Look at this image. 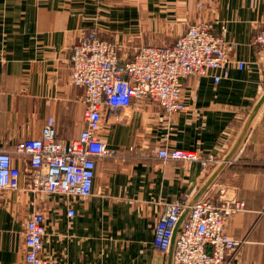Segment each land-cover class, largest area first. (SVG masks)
<instances>
[{
    "label": "crops",
    "instance_id": "0c3cea01",
    "mask_svg": "<svg viewBox=\"0 0 264 264\" xmlns=\"http://www.w3.org/2000/svg\"><path fill=\"white\" fill-rule=\"evenodd\" d=\"M201 20L226 28L228 77L183 78L185 109L172 114L151 99L131 105L121 120L105 111L99 134L117 156L96 159L90 196L29 190L28 156L11 153L21 176L18 189L0 192V264H23V230L34 210L46 215L48 264H167V252L152 245L157 219L174 199L194 198L264 92V48L253 42L264 25V0H0V143L9 149L38 137L49 116L58 138L78 136L84 90L68 72L81 30L97 27L125 60L139 44H170ZM161 145L198 149L218 162L202 168L164 160L151 151ZM202 197L245 202L225 222L228 235L244 240L229 264H264V102Z\"/></svg>",
    "mask_w": 264,
    "mask_h": 264
},
{
    "label": "built area",
    "instance_id": "2783aa9c",
    "mask_svg": "<svg viewBox=\"0 0 264 264\" xmlns=\"http://www.w3.org/2000/svg\"><path fill=\"white\" fill-rule=\"evenodd\" d=\"M225 26L215 31L214 23L198 21L171 44L143 45L134 54L121 60L118 46L100 37L94 29L82 30L71 47L69 82L84 90L83 127L70 141L58 138L55 118L49 116L38 137L18 140L12 149L0 143V192L20 186L21 170L13 164L12 152L28 156L31 169L29 190L37 193L60 194L86 198L92 194L96 176V159L116 157L117 152L100 136L104 112L122 119L131 105L154 100L166 114L185 109L182 79L212 72L215 82L229 75L233 63ZM253 42L264 48V25L257 30ZM243 69V61H235ZM164 160L185 164L198 161L202 168L218 162L213 154L202 155L198 149L161 145L151 149ZM187 196L166 205L156 221L153 233L154 250L166 253L174 226L187 207ZM241 199L214 201L198 199L190 206L178 231L171 264H229V257L244 242L225 232V222L232 214L244 211ZM68 216L75 212L70 207ZM46 234L44 211H33L23 230V264H48L42 256Z\"/></svg>",
    "mask_w": 264,
    "mask_h": 264
},
{
    "label": "water",
    "instance_id": "95a60500",
    "mask_svg": "<svg viewBox=\"0 0 264 264\" xmlns=\"http://www.w3.org/2000/svg\"><path fill=\"white\" fill-rule=\"evenodd\" d=\"M263 102H264V92L262 93L260 98L257 100L256 104L254 105V107L250 111L247 119L245 120L243 126L241 127V129L239 131V134H238V136H237L232 148L229 150L227 155L220 161V163L216 166V168L210 174V176L208 177L206 182L203 184V186L200 188L198 193L194 196V198H192V200H189L187 207L180 214V216H179V218H178V220H177V222H176V224L174 226L173 234H172V237H171V242H170V245H169V249L167 251V254H168L167 264H171L176 237H177L178 231L180 230L182 221L186 218V216H187V214L189 212L190 206L192 204H194L198 199L201 198V196L205 193V191L207 190L209 185L213 182V180L215 179L217 174L220 172V170L232 158L233 154L239 148V145L241 144V142H242V140H243L248 128L250 127L253 118L255 117L256 113L258 112V109L260 108V106H261V104Z\"/></svg>",
    "mask_w": 264,
    "mask_h": 264
},
{
    "label": "rangeland",
    "instance_id": "374dc122",
    "mask_svg": "<svg viewBox=\"0 0 264 264\" xmlns=\"http://www.w3.org/2000/svg\"><path fill=\"white\" fill-rule=\"evenodd\" d=\"M201 21H205V20H201ZM207 22H211V21H207ZM212 23H213V22H212ZM86 29H88V28H86ZM89 29H94V30H96L97 33L100 35V37H102V35L100 34V32H99V30H98L97 27H90ZM259 29H260V28H259ZM259 29H258V30H259ZM83 30H84V29H83ZM185 30H186V29H185ZM81 32H82V30H81ZM80 34H81V33H80ZM180 35H181V34H180ZM180 35H179V36H180ZM79 36H80V35H79ZM177 37H178V36H177ZM78 38H79V37H78ZM102 38H104V37H102ZM105 39H106V38H105ZM175 39H176V38H175ZM175 39H174V40H175ZM77 40H78V39H77ZM108 40H109V39H108ZM174 40H173V41H174ZM110 41H111V40H110ZM173 41H172V42H173ZM112 42H113V41H112ZM170 44H171V43H170ZM139 45H140V46H143V45H146V44H139ZM149 45H151V44H149ZM117 46H118V45H117ZM130 57H131V56H130ZM130 57H128V58H130ZM128 58H127V59H128ZM125 60H126V59H125ZM202 155H203V154H202ZM205 155H207V154H205ZM211 165H213V164H209V165H208L207 167H205V168H209V166H211ZM42 194H45V193H42ZM34 211H35V210H34ZM32 212H33V211H32ZM32 212H31V213H32ZM238 249H239V248H238Z\"/></svg>",
    "mask_w": 264,
    "mask_h": 264
}]
</instances>
